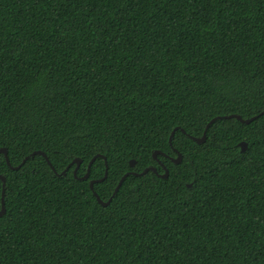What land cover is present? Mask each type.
I'll return each instance as SVG.
<instances>
[{"label": "trees", "instance_id": "1", "mask_svg": "<svg viewBox=\"0 0 264 264\" xmlns=\"http://www.w3.org/2000/svg\"><path fill=\"white\" fill-rule=\"evenodd\" d=\"M263 110L264 0H0V264H264Z\"/></svg>", "mask_w": 264, "mask_h": 264}, {"label": "water", "instance_id": "2", "mask_svg": "<svg viewBox=\"0 0 264 264\" xmlns=\"http://www.w3.org/2000/svg\"><path fill=\"white\" fill-rule=\"evenodd\" d=\"M264 113V110L262 112H260L258 115L256 116H253L249 119H243L240 115H237V114H231V115H227V116H217V117H214L213 119H211L205 126V129L203 131V134L200 138H196V137H193V136H190V135H187L192 141L196 142L197 144H202L206 141V132L208 130V128L210 127L211 124H213L215 121L219 120V119H236L237 121H239L240 123L242 124H249L251 123L253 120L257 119L260 115H262ZM179 128L176 127L172 130V132L170 133L169 135V138H168V143L169 145L171 146V142H172V138L174 136V133L178 130ZM180 131L182 133L185 134V131L183 129H180ZM239 147H240V150L241 152H244L247 148V144L245 142H241L239 143ZM176 153H177V158L176 159H173L172 161L174 163H180L181 162V155L176 151L174 150ZM159 153V151H155L153 153V157L156 158V154ZM3 154L4 158H5V161H6V164L7 166L12 169V170H17L21 167L22 164H24L29 158L35 156V155H41L44 157V159L46 160V162L48 163V165L50 166V168L53 170V172L57 175V176H63L67 173L68 169L73 165V164H76V167L73 171V174L75 176V173L77 171V168L79 167V164H80V160L79 159H74L61 173H57L55 171V169L53 168V166L51 165V163L49 162L47 156L45 155L44 152L42 151H34L33 153H31L30 155L26 156L23 161L21 162L20 165L16 166V167H12L10 165V162H9V159H8V155H7V150L6 148H0V155ZM98 157H101L104 159V162H105V172H104V176L103 178L99 179V180H92L89 182V188L90 190L92 191L96 201L98 204H100L101 206L103 207H106L109 205V203L111 202L112 198L116 195L117 191L119 190L120 186L122 185L124 179L129 176V175H135V176H142L144 174H146L147 172L151 171V172H154L157 174V171L154 167H148L146 169H144L141 173H135V172H127L125 173L119 180L117 186L115 187L114 191H113V194L112 196L106 201H102L99 196L97 195V193L94 191L93 189V186L95 183H98V182H103L105 180V178L107 177V170H108V165H107V162H106V159L102 156V155H96L94 156L89 164H88V167H87V170H86V174L84 175V177H82L81 179L84 180L86 178H88L89 176V171H90V166L91 164L95 161L96 158ZM135 165V162L134 160H131L130 161V166H134ZM164 168V167H163ZM165 169V168H164ZM168 175V171L165 169V173L164 175H159L160 177L162 178H165L167 177ZM0 181L2 182V190H1V198H0V203H1V208H0V216L5 212V209H4V188H5V178L3 176H0ZM191 185H188V187H190Z\"/></svg>", "mask_w": 264, "mask_h": 264}, {"label": "flooded vegetation", "instance_id": "3", "mask_svg": "<svg viewBox=\"0 0 264 264\" xmlns=\"http://www.w3.org/2000/svg\"><path fill=\"white\" fill-rule=\"evenodd\" d=\"M173 160V159H172Z\"/></svg>", "mask_w": 264, "mask_h": 264}]
</instances>
